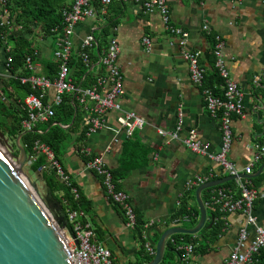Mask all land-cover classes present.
<instances>
[{"label":"crops","instance_id":"0c3cea01","mask_svg":"<svg viewBox=\"0 0 264 264\" xmlns=\"http://www.w3.org/2000/svg\"><path fill=\"white\" fill-rule=\"evenodd\" d=\"M123 1L125 7L116 18L118 25L114 32L121 48L118 63L124 77L122 112L105 115L104 128L87 136L83 146L90 148L94 155L103 157L112 171L119 167L126 146H129L127 151H133L135 158L142 161L147 152L144 165L116 183L120 190L131 197L139 227L154 221V229L164 233L174 227L171 220L180 209L188 181L210 173L215 175V181L229 176L215 162L189 151L181 141L166 142L157 131L174 130L181 114L180 137L184 138L191 131H196L198 138L208 145L209 153L216 154L222 146L221 119L219 115L213 116L208 111L203 97L204 88L192 82L189 65L182 55L178 39L165 30L161 15L157 12L147 13L132 0ZM167 2L173 24L190 33L187 48L201 53V65L205 70L210 69L206 54L212 44L204 27L207 26L224 42L222 52L230 79L244 93V116H233L234 141L229 160L241 175H245V168L253 161L257 140L262 136L264 138V90L258 92L262 85L264 88V0ZM104 24V19L97 15L79 24L73 37L74 49L82 48L85 39L100 31ZM31 29L34 31L26 37L33 39L39 53L38 62L43 67L46 61H53L56 38L46 36L40 26H32ZM146 38L151 42L150 51L144 44ZM10 75L5 59L0 55V95ZM126 112H134L146 120L144 129L135 131L131 138L126 136L117 121L119 115ZM77 136L73 135V142L63 158L62 166L89 206V210L79 211L83 214L82 220L92 225L95 241L111 251L114 264H139L142 260L139 254L142 245L137 233L126 226L123 214L110 202L102 178L87 169L86 160L77 149ZM260 168L255 166L252 175H256ZM36 176L41 179L54 217L60 223H66V233L72 235V228L65 222L63 206L57 202L63 195L57 194V198H54L42 181V175ZM255 189L258 199L253 216L258 225L264 227V179ZM190 207L199 209L196 191ZM199 217L196 224H184L181 228L194 229ZM209 222L211 220L207 215L206 223ZM246 223L242 213L229 214L226 217V230L212 245V249L203 255H195L189 264H225L238 241L240 229ZM212 226L213 223L209 229ZM248 230L250 236L247 245H250L254 240V228L248 226ZM160 233L155 230L150 233L155 244L161 239ZM178 235L187 234L172 235L165 243L164 254L169 248L168 243H172ZM179 241L184 243L183 238H179ZM153 247L156 250V246ZM175 256L173 264H185L180 261L178 254Z\"/></svg>","mask_w":264,"mask_h":264},{"label":"built area","instance_id":"2783aa9c","mask_svg":"<svg viewBox=\"0 0 264 264\" xmlns=\"http://www.w3.org/2000/svg\"><path fill=\"white\" fill-rule=\"evenodd\" d=\"M94 0H73V5L70 9L64 11V26L62 33L56 37L55 50L53 52V61L60 64L57 78L54 81L49 80L43 75V67L38 62L39 53L36 51L35 60L30 56L26 59V70L31 73L29 77H18L22 84H30L31 88L36 91V94L28 96L24 101V109L27 112V119L22 123L24 131H32L37 125L46 124L55 116L56 109L59 108L66 95H73L78 106L84 112L85 125L88 128V136L102 130L105 126V115L110 112L121 113V99L125 95L124 77L121 73L118 58L121 48L117 43L116 38L112 35L109 39L107 47L98 63L99 76L96 83L89 88L78 86L74 78L70 75L68 67L69 61L72 58L75 50L73 37L76 28L84 20L94 18L96 16L95 8L93 7ZM104 6L112 3L113 0H100ZM140 4L147 13H159L162 17L165 30L174 38L178 39L184 59L188 62L191 80L199 87H203L205 69L201 65V53L197 50H189L188 44L190 33L186 30L176 27L172 22L171 10L167 0H132ZM203 1V0H200ZM8 0H0V27L8 26L10 33L4 35V40H8L12 32H25L23 25L13 27L10 22V11L7 7ZM207 33L211 31L208 27H204ZM117 28H113L116 32ZM28 33L25 34V37ZM94 34L89 35L82 43V50L91 49L96 45ZM144 44L149 48L151 42L149 39H144ZM224 42L220 36H216V46L214 55L216 57V68L220 76L224 79L222 89L225 92V100L214 96L208 89H203V97L206 101L207 109L211 115H219L221 119L222 146L216 154L209 153L208 145L198 138L196 131H191L186 137L181 138L182 122L181 114L180 122L174 130L158 129L157 133L166 142L181 141L182 144L192 153L207 157L209 160L218 164L228 176L236 177L234 180L235 186L240 191V196H234L233 192L227 189H219L212 192L211 206H216L220 213L223 214V219L233 213H242L247 220L245 227L239 231V238L231 251L225 264H253L254 257L259 255L264 249V227H261L256 222L253 216V208L258 199L257 191L250 179L241 178L240 172L236 166L229 160V154L232 149L234 135L232 130L233 116H244V93L230 79V73L226 67L223 58ZM78 49V50H80ZM10 47L6 48V53H9ZM85 62L90 63L87 53L83 55ZM13 62L12 57L7 58L6 66L9 69ZM103 73L100 75V72ZM13 75H10L12 78ZM120 126L125 131L128 138H131L135 131H141L146 125V120L134 112H126L119 115L117 119ZM117 143L118 140H115ZM255 154L253 161L245 168V175H252L254 167L264 162V144L256 143L254 146ZM80 154L89 158L86 162L87 169L99 175L104 183V188L110 202L115 205L123 214L126 220V226L130 229H135L137 225V214L133 206L131 197L123 190L117 188V183L114 180L112 169L106 164L104 158L93 154L88 147H82ZM43 157L46 161V166L41 170H54L56 176L72 186L71 177L66 172L64 166L56 159L51 148L43 143L37 142L34 147V154L28 156V163H34L39 157ZM215 180V175L210 173L205 176H197L188 181L185 185V191H195L201 185ZM73 193L76 198H80L79 190L73 187ZM207 206V205H205ZM83 214L79 211H69L68 221L72 226L73 234L67 233V240L71 251L72 264H114V258L111 251L95 241V232L90 223L82 220ZM192 222L191 215H183L172 220L173 228L181 227L184 224ZM248 226L254 228V240L250 245H247L249 238ZM155 222L150 221L145 223L144 229L154 230ZM66 231V230H65ZM151 233V232H150ZM151 239V238H150ZM145 248L149 256L155 257L156 250L151 245L146 237ZM186 260L191 261L194 257L193 245L184 246Z\"/></svg>","mask_w":264,"mask_h":264},{"label":"trees","instance_id":"16d2710c","mask_svg":"<svg viewBox=\"0 0 264 264\" xmlns=\"http://www.w3.org/2000/svg\"><path fill=\"white\" fill-rule=\"evenodd\" d=\"M73 5V0H8L7 7L10 11V22L12 26L18 27L23 25L25 32L15 33L12 32L9 35L8 40L3 39L4 35L10 33L8 26L0 27V55L5 59L12 57L13 62L9 66V71L13 75L3 85L2 94L0 95V134L7 137L12 143V147L15 150L14 157L20 155L19 148L17 146V139L20 137L19 145L24 148L28 156L34 154V147L37 142L48 145L54 152L56 159L63 164V158L67 155V152L73 142V135L77 134L76 145L80 151L82 146L86 144L88 139V128L84 125L85 117L84 112L78 106V103L73 95H66L63 99L62 105L56 109L55 116L46 124L37 125L32 131H24L22 123L27 119V112L24 109L25 99L36 94L31 88L30 84H22L15 76L29 77L31 73L26 70L25 62L28 57H32L35 60L36 47L33 39L25 37V34L32 33V26H40L42 32L49 37L56 38L58 34L62 33L64 26V11L70 9ZM93 7L95 8L96 15L99 18L104 19V27L100 31H96L93 34L96 38V45L91 49L75 50L72 58L69 61L68 67L71 77L74 78L78 86L83 88L92 87L99 76L98 63L103 54L104 49L109 43V39L114 35L113 28L117 27L118 15L123 11L125 5L123 0H113L111 4L104 6L100 0L93 1ZM14 27V28H15ZM208 38L212 44L210 50L207 52L206 57L210 69L205 70L203 88L208 89L214 96L225 100V92L222 89L224 85V79L220 76L216 68V57L214 50L216 46V36L214 32L207 33ZM10 47L9 53H6V48ZM84 53H87L90 59V63H86L83 57ZM43 75L49 80L54 81L57 78L60 64L55 61H46L43 65ZM103 71L100 72V75ZM263 85L258 92H263ZM235 116V115H234ZM67 126V128H65ZM131 141V140H129ZM257 143L264 144L263 136L257 140ZM136 145L135 143H131ZM126 146V152L121 159L119 167L113 171L114 180L120 181L125 179L132 170L141 167L145 163L147 152L144 153V161L135 158L134 152L128 149ZM141 148V146H139ZM83 158L89 161V158L83 156ZM30 171L36 174L42 175V181L46 183L50 195L57 198V194H62L61 200L58 199L63 206V213L66 215V221H68L69 211H84L89 210V206L80 196L76 198L73 193V187L63 182L56 176L54 170H41L46 166V161L43 157H39L33 164L28 163ZM264 162L257 164V167H262ZM264 179V174L255 179H250L254 187H259L260 183ZM119 189L120 186L117 185ZM219 189H227L233 192L234 196L239 197L240 191L235 186L234 181L227 182L221 186L205 190L202 193V200L206 206L208 218L211 222L207 225L198 235H178L172 243H168V249L166 250L163 261L161 264H173L176 254L183 263L189 264L190 261L186 260V253L182 249L185 245H193L195 255H203L212 249V245L223 235L226 230V221L223 219V214L220 213L216 206H211L212 192ZM196 191V190H195ZM195 191H185L180 202V209L172 218L180 217L183 215H191L193 224H196L200 211L197 208L190 207V201L194 199ZM171 220V221H172ZM213 223L212 228L209 229V225ZM66 223H61L64 227ZM144 225L135 227L138 240L141 242L142 248L139 252L141 256V262L139 264L149 263L154 257L149 256L146 251V237L147 230L144 229ZM72 228V226L70 225ZM155 230V229H154ZM156 231V230H155ZM179 238L184 239V243L179 241ZM253 264H264V249H262L259 255L254 257Z\"/></svg>","mask_w":264,"mask_h":264},{"label":"water","instance_id":"95a60500","mask_svg":"<svg viewBox=\"0 0 264 264\" xmlns=\"http://www.w3.org/2000/svg\"><path fill=\"white\" fill-rule=\"evenodd\" d=\"M17 146L20 155L9 157L0 147V264H72L67 233L60 221L55 219L44 205L37 186L28 184L24 168L28 164V155L24 148ZM264 165L256 175H241V178L259 177ZM229 176L221 180L205 183L197 188L196 199L199 205V223L194 229L172 228L161 234L155 244L156 254L148 264H161L164 257L165 243L174 234L197 235L206 225L207 210L202 200L205 190L218 187L235 180ZM181 261V259H180Z\"/></svg>","mask_w":264,"mask_h":264},{"label":"rangeland","instance_id":"374dc122","mask_svg":"<svg viewBox=\"0 0 264 264\" xmlns=\"http://www.w3.org/2000/svg\"><path fill=\"white\" fill-rule=\"evenodd\" d=\"M38 28V27H37ZM34 31V30H32ZM35 31H39V29H36ZM0 147L4 149L9 157H13L15 150L12 147V143L5 137L4 135L0 134ZM24 174L26 177H28V184L30 187H32L33 183L37 186L38 192L40 193V197L44 203V205L48 208L49 212L53 215L52 210L50 209L48 205V201L46 200L45 192L43 190L42 182L40 177L36 176V173H33L29 170L28 165L24 168ZM57 219V218H55Z\"/></svg>","mask_w":264,"mask_h":264}]
</instances>
